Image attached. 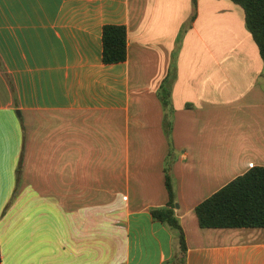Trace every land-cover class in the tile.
<instances>
[{
	"label": "crops",
	"instance_id": "crops-1",
	"mask_svg": "<svg viewBox=\"0 0 264 264\" xmlns=\"http://www.w3.org/2000/svg\"><path fill=\"white\" fill-rule=\"evenodd\" d=\"M106 25L127 28L123 63L103 62ZM251 39L231 0H0L3 264H172L178 232L152 214L167 169L185 264H264V228L195 211L264 167V88L226 94L230 51L263 85Z\"/></svg>",
	"mask_w": 264,
	"mask_h": 264
},
{
	"label": "trees",
	"instance_id": "trees-1",
	"mask_svg": "<svg viewBox=\"0 0 264 264\" xmlns=\"http://www.w3.org/2000/svg\"><path fill=\"white\" fill-rule=\"evenodd\" d=\"M245 14V23L260 55L264 60V0H231ZM196 8L197 0H193ZM103 62L119 64L127 60L128 33L125 26L106 25L103 28ZM172 87L170 79L161 87L164 104L170 106ZM170 135V132L168 133ZM168 206L152 211L153 217L178 232L180 253L172 264H185L187 244L180 222L175 217L176 193L169 170H166ZM202 229H251L264 228V167L256 166L237 177L220 191L196 207ZM0 264H3L0 241Z\"/></svg>",
	"mask_w": 264,
	"mask_h": 264
},
{
	"label": "rangeland",
	"instance_id": "rangeland-1",
	"mask_svg": "<svg viewBox=\"0 0 264 264\" xmlns=\"http://www.w3.org/2000/svg\"><path fill=\"white\" fill-rule=\"evenodd\" d=\"M253 46L257 47L255 43L252 41ZM248 51H230L226 52V63H225V71H226V94H242L243 86H246V89L251 93L255 91H260L264 88L263 85L255 83L249 77L244 76L245 69L253 67L252 57L250 58V49L247 48ZM250 52V53H249ZM258 52V51H257ZM259 53V52H258ZM260 56V55H259ZM261 64L264 66V60L259 57ZM21 166V165H20ZM19 166L18 173H21L22 169ZM8 256L6 258V264L9 262Z\"/></svg>",
	"mask_w": 264,
	"mask_h": 264
}]
</instances>
